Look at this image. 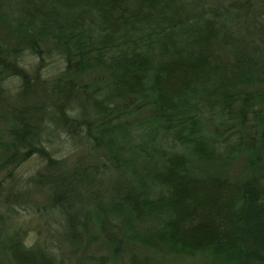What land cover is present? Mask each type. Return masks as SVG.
Masks as SVG:
<instances>
[{"label": "trees", "instance_id": "16d2710c", "mask_svg": "<svg viewBox=\"0 0 264 264\" xmlns=\"http://www.w3.org/2000/svg\"><path fill=\"white\" fill-rule=\"evenodd\" d=\"M228 7L238 26L225 34L218 11L195 0H0L14 40L0 37V252L10 264H77L95 243L111 253L86 264H125L127 244L264 264V0ZM101 71L104 81L91 78ZM238 154L259 174L196 171ZM25 162L38 169L24 180L14 175ZM41 188L46 200L31 201ZM21 208L39 219L32 244L20 238Z\"/></svg>", "mask_w": 264, "mask_h": 264}, {"label": "rangeland", "instance_id": "374dc122", "mask_svg": "<svg viewBox=\"0 0 264 264\" xmlns=\"http://www.w3.org/2000/svg\"><path fill=\"white\" fill-rule=\"evenodd\" d=\"M198 2V4L202 7H212L213 9L217 10L219 15L223 17V20L218 21L220 29L226 34L230 33L234 30H236V27L238 26V16L233 13L231 10H229V4L232 2H235L237 0H195ZM234 20L233 26L229 25V21ZM234 29V30H233ZM0 37L6 38L9 41H14L11 34L5 30L1 24H0ZM17 42V38L15 39ZM216 51L218 52V55L220 58L224 61L229 60V58L232 56V51L229 49H222V48H216ZM31 59H28L24 67L29 69H33L34 63ZM23 68V67H22ZM106 74L101 72H94L91 74V78H95L98 81H104ZM89 78V77H88ZM19 86V83L16 79H11L10 81H7L5 84L6 90L11 92H15L14 90L16 87ZM7 143V139L3 136L1 126H0V180L6 177V173L8 172L7 167H2L1 162L4 158V149L5 145ZM75 156H71L68 158V163L71 165L72 161L75 159ZM163 159L162 153H157L153 159L151 160H145L143 163L149 166L154 165L156 166V163H159ZM139 160V159H137ZM258 168V167H255ZM261 168L262 172L264 173V164L259 166ZM38 166H34L31 162H25L23 163L15 172V177L17 175H21L24 177L23 179H27L29 177H32L33 174L37 171ZM197 169V170H196ZM196 171L198 173L206 174H216L220 175L222 177L228 178L232 181H244L247 180L250 177H253L254 175L259 174V170L251 169L249 166L248 156L245 154H238L234 156L230 160H224V161H201L197 162ZM257 173V174H256ZM45 189L41 188L37 191H33V194H31L30 198L31 201L39 202V204L43 203L47 198V193L44 191ZM2 207V205H1ZM27 208V207H26ZM19 210V209H18ZM18 222L19 224H22V227H24V231H21L20 238L23 239V241L26 244H32L35 237H34V229L36 228L37 224L39 223V219L37 217H34L33 213H31L28 210H23L22 208L18 211ZM123 252L125 253V264H127V260L133 256H145L149 258L151 262H156L158 264H232L230 260H228L225 256L220 254H215L211 251L202 252V253H196L193 255H176L171 254L168 251H166L164 248H147L142 246H137L134 244H127L123 247ZM111 249L106 248V246L101 245L99 243H95L93 245L88 244L82 246L81 252H80V260L77 264H86V259L94 254H110ZM0 264H10V261L8 257L0 252ZM112 264H116V262H113Z\"/></svg>", "mask_w": 264, "mask_h": 264}]
</instances>
